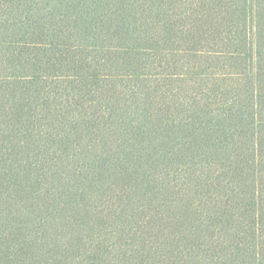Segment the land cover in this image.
I'll list each match as a JSON object with an SVG mask.
<instances>
[{
    "label": "trees",
    "instance_id": "trees-1",
    "mask_svg": "<svg viewBox=\"0 0 264 264\" xmlns=\"http://www.w3.org/2000/svg\"><path fill=\"white\" fill-rule=\"evenodd\" d=\"M0 264H264V0H0Z\"/></svg>",
    "mask_w": 264,
    "mask_h": 264
}]
</instances>
